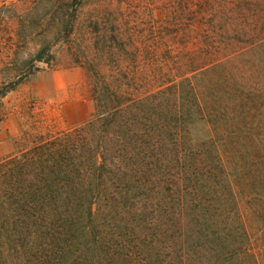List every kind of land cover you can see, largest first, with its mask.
<instances>
[{
  "label": "trees",
  "instance_id": "obj_1",
  "mask_svg": "<svg viewBox=\"0 0 264 264\" xmlns=\"http://www.w3.org/2000/svg\"><path fill=\"white\" fill-rule=\"evenodd\" d=\"M120 1L0 0V98L67 39L95 103L0 157V264H264V0Z\"/></svg>",
  "mask_w": 264,
  "mask_h": 264
},
{
  "label": "rangeland",
  "instance_id": "obj_2",
  "mask_svg": "<svg viewBox=\"0 0 264 264\" xmlns=\"http://www.w3.org/2000/svg\"><path fill=\"white\" fill-rule=\"evenodd\" d=\"M115 6L121 10L127 8L120 0H115ZM53 52L54 59L49 64L38 63L40 70L0 98V157L16 150L26 120L45 119L66 128L93 116L95 103L85 71L68 55L67 39L57 44Z\"/></svg>",
  "mask_w": 264,
  "mask_h": 264
}]
</instances>
